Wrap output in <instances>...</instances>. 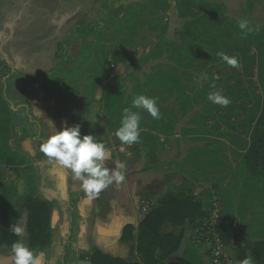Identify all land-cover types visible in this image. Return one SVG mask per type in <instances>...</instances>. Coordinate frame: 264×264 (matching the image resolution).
Wrapping results in <instances>:
<instances>
[{
    "label": "rangeland",
    "instance_id": "obj_1",
    "mask_svg": "<svg viewBox=\"0 0 264 264\" xmlns=\"http://www.w3.org/2000/svg\"><path fill=\"white\" fill-rule=\"evenodd\" d=\"M253 2L250 9H230L225 0H105L94 24L81 21L78 31L71 28L67 47H59L62 71L46 77L51 92L69 104V113L78 109L82 116L90 103H98L107 136L117 146L143 150L152 165L177 170L183 185L172 195L198 193L193 197L208 210L214 198L221 200L223 220L233 225L228 250L239 264L246 258L264 264L259 246L264 245V178L248 187L245 167L264 102V1ZM241 20L247 29H240ZM221 52L236 58L238 67L223 61ZM1 82L12 110L8 148L19 150L22 143L15 140L29 136L24 129L18 132L17 99L35 96L19 74L0 76ZM212 92L227 97L229 105L210 101ZM139 95L156 100L159 119L133 108ZM126 108L141 117L140 141L132 145L116 136ZM87 129L86 135L97 139V132ZM2 164L0 195L15 187L19 201L23 181Z\"/></svg>",
    "mask_w": 264,
    "mask_h": 264
},
{
    "label": "crops",
    "instance_id": "obj_2",
    "mask_svg": "<svg viewBox=\"0 0 264 264\" xmlns=\"http://www.w3.org/2000/svg\"><path fill=\"white\" fill-rule=\"evenodd\" d=\"M261 1L264 0H257L255 5L259 6ZM104 2L7 0L0 13V60L13 76L19 74L32 79L47 73L56 75L59 72L53 71L60 65L59 45L67 42L69 31L79 22L94 24L104 9ZM225 3L233 9L236 5L248 6L249 0H225ZM174 20L177 25L176 17ZM49 80L39 83L22 80L24 89L35 97L17 99L16 118L22 128L18 132L20 134L24 129L29 137L15 140L22 145L13 152L27 159L29 164L16 168L1 165L8 173L21 177L24 194L19 201L20 193L12 199L13 208L6 217L0 215V222L25 227L26 238L15 236V242L22 240L34 252L42 253L41 264H78L85 255L89 256L91 264H144L138 252L139 227L150 213L162 206L163 201L178 197L172 193L183 185V176L173 167L152 165L143 150L127 151L117 146L114 139L107 136L98 103H90L82 116L77 115L78 109L69 113V104L51 92ZM50 121L54 122L55 129ZM76 124L81 126L82 135H86L87 128L90 131L91 127L97 132V141L104 143L110 152L111 158L107 162L110 169L117 164L125 165L120 169L125 177L122 182L97 194H88L70 169L41 150L56 131ZM38 202L47 206L48 227L43 241L32 242L27 229L29 212L26 206ZM190 230L188 223H164L160 231L163 237L172 234L181 238L179 251L169 259L210 264L203 251L191 242ZM13 240L14 236L5 239L6 244H3L0 239V264H14L10 244ZM161 256L159 250L156 259Z\"/></svg>",
    "mask_w": 264,
    "mask_h": 264
},
{
    "label": "trees",
    "instance_id": "obj_3",
    "mask_svg": "<svg viewBox=\"0 0 264 264\" xmlns=\"http://www.w3.org/2000/svg\"><path fill=\"white\" fill-rule=\"evenodd\" d=\"M254 0H249L250 9ZM257 0H255V3ZM59 47H67V44H60ZM61 65L53 72H60ZM12 73L6 66L0 69V76L6 78ZM49 73L37 76L32 79L24 78L19 75L21 80L28 83L46 82ZM12 110L4 93V84H0V163H4L6 168H16L22 165H28L29 161L20 154L14 153L8 148L9 125L11 123ZM245 167L248 175L246 185L256 186L264 178V102L261 114L256 121L252 132L250 146L245 155ZM18 193L14 187H7L0 195V215L6 217L8 211L13 208L12 199L17 197ZM28 202V201H27ZM47 206L43 203H32L28 206V223L27 229L30 234V241H43L46 238V230L48 227ZM208 213L205 205L193 196L188 197H170L163 201L162 206L150 213L139 227L138 252L143 257L144 264H165L169 258L179 251L181 246V238L172 234L162 236L161 228L165 222L173 225L197 226ZM9 222H0V239L1 243L6 244L5 239L16 240L15 235L11 231ZM224 243L228 246L231 241L233 225L223 223L219 228ZM259 246L264 247L262 243ZM162 252V256L157 260L156 254ZM262 250V249H260ZM261 254V251H260ZM261 255L256 258L260 260ZM169 264H189L184 259H178L176 262Z\"/></svg>",
    "mask_w": 264,
    "mask_h": 264
},
{
    "label": "clouds",
    "instance_id": "obj_4",
    "mask_svg": "<svg viewBox=\"0 0 264 264\" xmlns=\"http://www.w3.org/2000/svg\"><path fill=\"white\" fill-rule=\"evenodd\" d=\"M241 30L248 28V22L241 20L239 22ZM218 55L228 65L238 67V60L221 52ZM206 79V77H204ZM208 99L215 104L227 107L230 100L219 92H212ZM133 108L147 111L154 119L160 118L159 108L156 100L144 95L137 96L132 102ZM40 112L39 110H37ZM140 114L130 109L124 110L121 127L116 131V136L121 142L132 145L140 141ZM52 127L55 129L53 121ZM41 150L50 158H53L63 167L70 169L74 178L80 181L82 189L88 194H97L110 185L119 184L125 177L120 169L125 165L117 164L115 168L110 169L107 166L110 152L105 144L97 141L95 135H82L81 126L76 124L71 127H63L56 131ZM12 233L17 237L27 236L25 227L20 225L11 226ZM11 253L14 257V264H41L42 253H36L31 250L22 240H17L11 245ZM241 264H252L250 259H244Z\"/></svg>",
    "mask_w": 264,
    "mask_h": 264
},
{
    "label": "built area",
    "instance_id": "obj_5",
    "mask_svg": "<svg viewBox=\"0 0 264 264\" xmlns=\"http://www.w3.org/2000/svg\"><path fill=\"white\" fill-rule=\"evenodd\" d=\"M224 205L214 198L207 215L194 228V245L203 251L210 264H239L229 253L219 228L223 225Z\"/></svg>",
    "mask_w": 264,
    "mask_h": 264
},
{
    "label": "water",
    "instance_id": "obj_6",
    "mask_svg": "<svg viewBox=\"0 0 264 264\" xmlns=\"http://www.w3.org/2000/svg\"><path fill=\"white\" fill-rule=\"evenodd\" d=\"M172 262H174V261H172V259H169V261L165 264H169ZM78 264H91V262L89 260V256L88 255L82 256L80 259V262Z\"/></svg>",
    "mask_w": 264,
    "mask_h": 264
},
{
    "label": "bare ground",
    "instance_id": "obj_7",
    "mask_svg": "<svg viewBox=\"0 0 264 264\" xmlns=\"http://www.w3.org/2000/svg\"><path fill=\"white\" fill-rule=\"evenodd\" d=\"M108 94V93H107Z\"/></svg>",
    "mask_w": 264,
    "mask_h": 264
}]
</instances>
